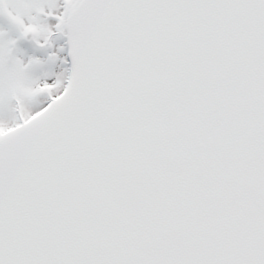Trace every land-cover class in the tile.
Masks as SVG:
<instances>
[{
  "label": "snow or ice",
  "instance_id": "1",
  "mask_svg": "<svg viewBox=\"0 0 264 264\" xmlns=\"http://www.w3.org/2000/svg\"><path fill=\"white\" fill-rule=\"evenodd\" d=\"M0 264H264V0H0Z\"/></svg>",
  "mask_w": 264,
  "mask_h": 264
}]
</instances>
